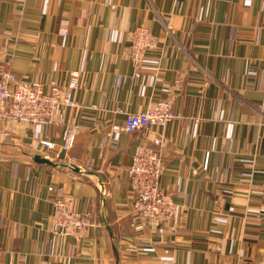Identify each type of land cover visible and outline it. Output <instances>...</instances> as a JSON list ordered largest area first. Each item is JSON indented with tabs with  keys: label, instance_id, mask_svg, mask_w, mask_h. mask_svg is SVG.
I'll return each mask as SVG.
<instances>
[{
	"label": "crops",
	"instance_id": "crops-1",
	"mask_svg": "<svg viewBox=\"0 0 264 264\" xmlns=\"http://www.w3.org/2000/svg\"><path fill=\"white\" fill-rule=\"evenodd\" d=\"M141 26L157 45L137 65ZM0 60L45 86L78 72L80 106L0 133V264H264V0H0ZM158 98L176 113L165 126L115 129ZM74 122L71 149L40 144ZM156 136L182 214L151 228L127 169ZM58 193L92 215L83 237L53 232Z\"/></svg>",
	"mask_w": 264,
	"mask_h": 264
},
{
	"label": "built area",
	"instance_id": "built-area-1",
	"mask_svg": "<svg viewBox=\"0 0 264 264\" xmlns=\"http://www.w3.org/2000/svg\"><path fill=\"white\" fill-rule=\"evenodd\" d=\"M157 45L152 32L145 26L138 27L132 33L130 58L138 65L146 57L148 50ZM79 73L73 72L67 85L51 82L45 86L38 80H26L19 77L8 62L0 60V130L35 125L57 123V115L64 107L79 109L75 92L79 86ZM181 85V80L178 79ZM176 117L173 102L167 98L150 101L141 112L130 113L122 127L116 130L134 132L139 129L162 127ZM81 125L74 122L66 132L63 141L58 143L48 138L40 139V144L59 155L61 151L71 149L81 131ZM168 140L156 136L150 143H141L137 147L133 162L127 169L131 188L135 194L133 211L151 228L180 220L182 209L171 192L161 187L164 172V151ZM54 190L53 187L50 188ZM52 230L56 235L76 238L83 237L93 226L92 215L78 210L76 198L68 193H58L52 198ZM210 264H228L216 261Z\"/></svg>",
	"mask_w": 264,
	"mask_h": 264
},
{
	"label": "water",
	"instance_id": "water-1",
	"mask_svg": "<svg viewBox=\"0 0 264 264\" xmlns=\"http://www.w3.org/2000/svg\"><path fill=\"white\" fill-rule=\"evenodd\" d=\"M35 159L40 163H53L50 159L42 157L41 155H37Z\"/></svg>",
	"mask_w": 264,
	"mask_h": 264
},
{
	"label": "rangeland",
	"instance_id": "rangeland-1",
	"mask_svg": "<svg viewBox=\"0 0 264 264\" xmlns=\"http://www.w3.org/2000/svg\"><path fill=\"white\" fill-rule=\"evenodd\" d=\"M0 133L2 134V130H0ZM4 135V134H3ZM3 135H0L1 137H3ZM4 137L6 138L7 136L4 135ZM1 140V139H0Z\"/></svg>",
	"mask_w": 264,
	"mask_h": 264
}]
</instances>
